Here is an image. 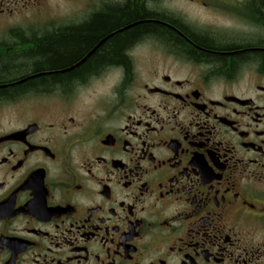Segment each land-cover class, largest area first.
I'll list each match as a JSON object with an SVG mask.
<instances>
[{"label":"flooded vegetation","instance_id":"obj_1","mask_svg":"<svg viewBox=\"0 0 264 264\" xmlns=\"http://www.w3.org/2000/svg\"><path fill=\"white\" fill-rule=\"evenodd\" d=\"M55 1L0 0V29L140 9L161 33L121 59L97 46L136 22L110 27L55 70L0 47L17 67L0 80V264H264V0Z\"/></svg>","mask_w":264,"mask_h":264},{"label":"trees","instance_id":"obj_2","mask_svg":"<svg viewBox=\"0 0 264 264\" xmlns=\"http://www.w3.org/2000/svg\"><path fill=\"white\" fill-rule=\"evenodd\" d=\"M129 16L122 15L116 19H96L92 23L68 28L67 26H53L47 30H20L12 31L8 39H0V47H40V52L46 56L47 61L44 64H38L33 67L41 68L48 67V70L59 69L68 63V47H94L101 39L104 38L106 31L110 27H115L119 24L134 23L128 27L126 32L122 31L114 36H110L103 40L97 47H119V54L123 58V48L126 47L138 34L142 32H156L161 33L160 26H157L147 21H142L137 13ZM140 21V22H137ZM202 47H209L205 42H198ZM16 58H0V80H6L11 76L14 68H17L15 63ZM12 70V71H11ZM43 70V68H41ZM11 71V72H10ZM15 74V73H14ZM62 73L60 75H65ZM56 75V74H55ZM8 90L2 84L0 86V95L6 93Z\"/></svg>","mask_w":264,"mask_h":264},{"label":"rangeland","instance_id":"obj_3","mask_svg":"<svg viewBox=\"0 0 264 264\" xmlns=\"http://www.w3.org/2000/svg\"><path fill=\"white\" fill-rule=\"evenodd\" d=\"M183 7L185 4H182ZM51 9L54 13H67L69 14H76L78 12L83 11L82 4L79 3L78 0H56L51 4ZM185 10L187 11L188 17H196L200 19L199 23L206 24L213 18L209 12H203L194 5L192 6H185ZM13 21V22H12ZM11 21V27L1 28L0 29V39H8L11 35L12 31H20V30H47L51 29L53 26H63L64 24L68 23V19H64L63 17H54L52 19H28V18H16ZM206 22V23H205ZM139 47H151L148 44H142Z\"/></svg>","mask_w":264,"mask_h":264},{"label":"water","instance_id":"obj_4","mask_svg":"<svg viewBox=\"0 0 264 264\" xmlns=\"http://www.w3.org/2000/svg\"><path fill=\"white\" fill-rule=\"evenodd\" d=\"M101 42H102V41H101ZM101 42H100V43H101Z\"/></svg>","mask_w":264,"mask_h":264}]
</instances>
